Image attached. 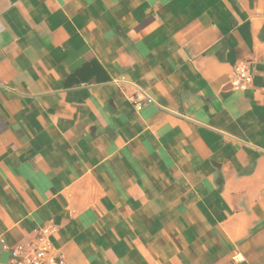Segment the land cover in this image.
I'll return each instance as SVG.
<instances>
[{"label":"crops","instance_id":"0c3cea01","mask_svg":"<svg viewBox=\"0 0 264 264\" xmlns=\"http://www.w3.org/2000/svg\"><path fill=\"white\" fill-rule=\"evenodd\" d=\"M49 224L67 264H264V0H0V264Z\"/></svg>","mask_w":264,"mask_h":264},{"label":"built area","instance_id":"2783aa9c","mask_svg":"<svg viewBox=\"0 0 264 264\" xmlns=\"http://www.w3.org/2000/svg\"><path fill=\"white\" fill-rule=\"evenodd\" d=\"M229 82L241 91L250 86L251 74L245 62L241 61L235 65ZM136 88L141 95H145L143 90L137 86ZM135 106L138 110L142 108L141 102L138 101ZM53 231L52 224L46 225L36 231L30 242L17 244L9 249L7 264H67L64 255L53 246L49 238Z\"/></svg>","mask_w":264,"mask_h":264}]
</instances>
